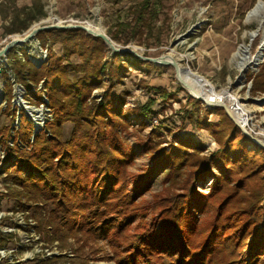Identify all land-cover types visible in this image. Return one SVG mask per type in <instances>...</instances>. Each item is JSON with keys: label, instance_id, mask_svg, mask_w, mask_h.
<instances>
[{"label": "trees", "instance_id": "trees-1", "mask_svg": "<svg viewBox=\"0 0 264 264\" xmlns=\"http://www.w3.org/2000/svg\"><path fill=\"white\" fill-rule=\"evenodd\" d=\"M162 2H134L115 20V31L109 28L107 34L122 44L128 40L119 34L126 31L133 38L148 33L158 40L153 30ZM28 23L9 32L23 31ZM35 38L47 52L40 65H34L25 50L24 59L18 57L17 47L6 55L33 102L40 103L42 95L47 98L52 118L32 135V123L9 101L11 85L6 81L9 117L0 127V141L6 165L2 171L13 185L8 195L16 208L36 212L33 227L39 240H57L65 248V241L72 239L75 247L69 250L78 264H94L87 251H100V241L111 251L106 258L116 264H264V149L242 133L222 107L197 116L201 101L190 97L185 118L206 129L218 147L208 156L199 155L203 147L197 141L180 138L168 152L157 149L150 171L134 177L128 189L126 168L132 153L116 131L124 98L112 88L124 62L148 67L151 63L129 52H113L103 61L108 52L104 40L81 28L45 29ZM55 45L60 53L52 50ZM104 72L108 85L94 103L89 98L103 83ZM153 88L162 100L173 94ZM250 93L264 94V62L251 79ZM154 102L149 99L140 113L151 114ZM214 111L217 121H208L207 114ZM16 117L19 123L13 127ZM67 122L72 124L71 134L64 139ZM160 170L183 175V191L147 209L136 201ZM207 176L212 178L210 189L201 193L196 182ZM149 210L152 214L146 219ZM248 240L249 255L244 259L242 248ZM66 258L65 253L46 256L41 264Z\"/></svg>", "mask_w": 264, "mask_h": 264}, {"label": "rangeland", "instance_id": "rangeland-1", "mask_svg": "<svg viewBox=\"0 0 264 264\" xmlns=\"http://www.w3.org/2000/svg\"><path fill=\"white\" fill-rule=\"evenodd\" d=\"M136 1L138 0H0V48L13 34L23 36L33 26L46 25L56 20L60 21V24L89 22L107 34L109 28L115 31V20L124 17L125 10ZM255 1L164 0L153 30L155 35H158V40L148 33L144 38H133L131 32L126 31L119 34L128 40L126 44H122L107 35L117 46L129 47L143 57L164 55V59L170 60L171 56L179 67L190 68L189 70L205 77L215 90L225 89L235 97L234 104L237 100L245 105L253 117L255 128L264 134V94L250 93L251 79L264 62V11L257 20H245L247 10ZM40 11L44 13L43 16H40ZM35 16H38L37 19L30 21ZM26 22L29 23L25 30L9 32L10 29ZM239 45H247L250 55L260 54L255 62L248 63L242 69L238 68L232 55ZM13 47H17L15 51L21 59H24L22 52L25 50L36 66L46 60V49L40 46L35 37L23 45ZM52 50L56 53L61 51L59 45L53 46ZM112 53L108 48L103 61H109ZM6 54L0 57V127L7 123L9 117L6 115L9 107L6 99L8 81L11 85L9 101L16 107L17 112L22 110L26 119L32 123L33 135L39 129H44L45 122L52 118L47 107L48 100L42 95L40 103L33 102V97L17 82L13 63L10 64ZM72 59L78 61L76 57ZM140 59L148 61L151 66H135L130 61L124 62L125 68L118 71V78L112 88L114 94H121L124 98L116 131L127 151L132 153V160L126 168L128 189L133 187L134 177L150 171L157 149L168 152L179 145L180 138L197 141L203 147L199 155L208 156L218 147L215 138L206 129L190 124V120L185 118V111L187 113L191 108L190 97L196 98L180 83L173 66ZM101 75L103 83L92 90L89 98L94 103L101 100L108 85L107 73ZM40 86L41 82L38 87ZM153 87H160L173 94L162 100L159 93L154 92L158 89ZM149 99L155 100L151 106L152 113H140V107ZM216 107L221 105L205 104L201 101L197 116H201L205 109L213 111ZM9 109L12 110V107ZM217 119L218 114L215 111L207 114L208 121ZM18 120V117L14 118L11 125L17 127ZM71 128V123H65L64 139L69 138ZM247 132L264 141L263 136ZM8 144L12 145L11 142ZM3 149L0 141V264H41L48 253L51 254L48 257L64 253L68 257L48 264H78V258L69 250L70 246L75 247L72 239L65 241V248L57 240L47 241L49 243L43 239L39 240V235L33 227L36 223V212L32 208H27V211L16 208L14 198L8 195L13 185L7 174L2 171L6 167L3 164ZM164 171L160 170L153 176L150 188L138 198L137 204L148 209L157 205L159 200L165 202L167 197L183 191V175H166ZM211 180L210 176L198 180L196 189L207 193ZM151 211L149 210L146 219L150 218ZM203 219H209V215H204ZM247 243L241 253L244 259L249 255V240ZM99 245L100 251H87L88 257L92 258L89 263L116 264L105 256L111 255L107 245L101 241Z\"/></svg>", "mask_w": 264, "mask_h": 264}, {"label": "bare ground", "instance_id": "bare-ground-1", "mask_svg": "<svg viewBox=\"0 0 264 264\" xmlns=\"http://www.w3.org/2000/svg\"><path fill=\"white\" fill-rule=\"evenodd\" d=\"M264 11V0H256L251 8H249L245 15V20L250 21L254 19H259L262 16V12ZM89 27L93 30L101 31L102 29L95 24L89 23ZM31 27L30 29L34 28ZM29 29V30H30ZM254 34V33H253ZM251 34V36H253ZM13 37H22L17 34H13ZM264 41V40H263ZM233 57L237 61V65L239 69L244 68L248 63H253L258 59L259 53L255 55H250L249 48L247 45H239L237 50L232 53ZM190 69V68H189ZM186 67H179L177 70V74L179 78H181L187 86L190 87V91L195 96H201L208 101H212L213 103H224L229 111L232 110L231 105L234 106L235 97L231 96L225 89L217 91L213 88L211 83L204 79L203 76L198 75L197 73L189 70ZM235 112V110H233ZM237 111V109H236ZM232 112V111H231ZM264 137V136H263Z\"/></svg>", "mask_w": 264, "mask_h": 264}, {"label": "water", "instance_id": "water-1", "mask_svg": "<svg viewBox=\"0 0 264 264\" xmlns=\"http://www.w3.org/2000/svg\"><path fill=\"white\" fill-rule=\"evenodd\" d=\"M55 20V18H53ZM89 22H84V23H66V24H60V21L56 20L53 21L49 24L46 25H37L34 28L28 30V32H26V34H24L22 37H13L11 38L6 44L3 45V47L0 48V57L4 56L10 48H12L13 46H19V45H23L24 43H26L27 41H29L32 37H35V34L38 31L41 30H45V29H51V28H81L84 31H86L89 34L95 35V36H99L101 37L105 44L108 46V48L111 50V52H120V53H126L129 52L133 55H135L136 57L139 58H143L152 62H155L157 64L160 65H167L170 64L173 66L176 76L178 78V80L180 81V83L186 87L189 91H190V87L187 86V84L181 79L179 78L178 74H177V70L179 68L177 62L170 56V60H166L163 58L164 55L159 56V57H143L142 55H140L138 52H136L135 50L129 48V47H119L117 46L112 40L111 38L105 33L103 32V30L101 31H97V30H93L89 27ZM194 96L196 99L202 101L205 104H212V101H208L206 99H204L201 96ZM221 105L222 108H224L226 114L228 115V117L240 128V130L242 131V133H244L249 139H251L252 141H254L256 143V145L258 147H261L262 149H264V141H261L258 138H255L254 136H252L250 133H248L236 120V118L234 117L233 113L231 111H229L227 109V107L225 106L224 103H218Z\"/></svg>", "mask_w": 264, "mask_h": 264}, {"label": "built area", "instance_id": "built-area-1", "mask_svg": "<svg viewBox=\"0 0 264 264\" xmlns=\"http://www.w3.org/2000/svg\"><path fill=\"white\" fill-rule=\"evenodd\" d=\"M235 103L236 104L234 106L231 105V108H232L231 111H232L234 117L236 118L237 122L246 131H249L252 134L260 136V137L264 136V134L262 132L257 131V129L255 128L256 125L253 123V117L251 116L250 111L245 108V105L238 102L237 100ZM236 109H237V111H236ZM233 110H235V112ZM48 254L51 255L50 253H48ZM49 255H47V256H49Z\"/></svg>", "mask_w": 264, "mask_h": 264}]
</instances>
